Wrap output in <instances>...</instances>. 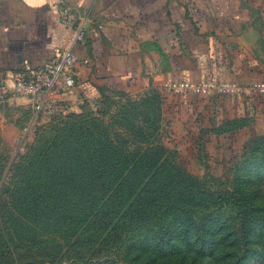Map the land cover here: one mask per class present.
I'll list each match as a JSON object with an SVG mask.
<instances>
[{
  "label": "trees",
  "instance_id": "trees-1",
  "mask_svg": "<svg viewBox=\"0 0 264 264\" xmlns=\"http://www.w3.org/2000/svg\"><path fill=\"white\" fill-rule=\"evenodd\" d=\"M158 119L71 115L38 132L7 173L0 164V257L264 264V198L194 177L164 145Z\"/></svg>",
  "mask_w": 264,
  "mask_h": 264
},
{
  "label": "crops",
  "instance_id": "crops-1",
  "mask_svg": "<svg viewBox=\"0 0 264 264\" xmlns=\"http://www.w3.org/2000/svg\"><path fill=\"white\" fill-rule=\"evenodd\" d=\"M58 1L0 0V102L29 106L11 96L6 73L41 67L66 45L71 30L59 22ZM64 1L87 18L85 43L73 48L75 86L66 96L73 107L103 93L161 91L168 82L232 81L246 89L264 81V0ZM186 96L175 104L217 98Z\"/></svg>",
  "mask_w": 264,
  "mask_h": 264
},
{
  "label": "rangeland",
  "instance_id": "rangeland-1",
  "mask_svg": "<svg viewBox=\"0 0 264 264\" xmlns=\"http://www.w3.org/2000/svg\"><path fill=\"white\" fill-rule=\"evenodd\" d=\"M176 98L159 90L135 95L103 93L95 100L79 102L75 108L67 101L69 111L65 116L35 122L31 105L5 99L0 102V164H6L7 173L34 144L38 132L71 115L88 112L114 124L141 112L150 119L159 117L157 128L164 145L181 153L182 165L194 177L228 186L241 183L252 196L264 198V99L254 93L217 97L200 107L190 97L182 109ZM28 257L24 254L18 258V264H32ZM0 264L13 262L0 257Z\"/></svg>",
  "mask_w": 264,
  "mask_h": 264
},
{
  "label": "built area",
  "instance_id": "built-area-1",
  "mask_svg": "<svg viewBox=\"0 0 264 264\" xmlns=\"http://www.w3.org/2000/svg\"><path fill=\"white\" fill-rule=\"evenodd\" d=\"M56 7L59 22L71 30L66 45L55 48L50 60L41 67L24 66L18 71L6 73V79L13 84L11 96L30 102L34 122L60 118L68 113L66 96L75 86L74 66L78 62L73 48L84 44L87 38V18L64 0H59ZM161 92L167 96L193 95L204 98L239 96L248 92L264 97V81L253 82L246 89L232 81L168 82L162 86ZM1 93H7L5 87L1 88Z\"/></svg>",
  "mask_w": 264,
  "mask_h": 264
}]
</instances>
